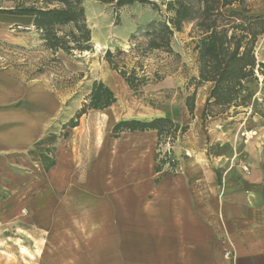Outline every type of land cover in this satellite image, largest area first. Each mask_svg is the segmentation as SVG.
Masks as SVG:
<instances>
[{
	"label": "crops",
	"instance_id": "0c3cea01",
	"mask_svg": "<svg viewBox=\"0 0 264 264\" xmlns=\"http://www.w3.org/2000/svg\"><path fill=\"white\" fill-rule=\"evenodd\" d=\"M3 15L5 23L26 30L8 29L7 41L28 49L42 42L32 16ZM57 55L73 63L63 50ZM91 69L116 101L94 109L111 123L92 144L83 173L79 125H66L76 105L66 106L61 91L39 77L29 79L0 62V219L23 215L29 203L33 222L53 227L60 221L57 205L66 209L78 195L86 206L75 220L80 228L111 230V256L104 257L111 264H264V75L247 81L235 111L204 123L209 84L191 114L183 99L135 95L103 59ZM167 81L144 91L160 92ZM157 117L188 128L161 143L156 128L113 132L120 120ZM64 125L69 127L61 134ZM245 130L255 133L246 138ZM159 150L171 162L160 164ZM45 197L47 208L40 204Z\"/></svg>",
	"mask_w": 264,
	"mask_h": 264
},
{
	"label": "trees",
	"instance_id": "16d2710c",
	"mask_svg": "<svg viewBox=\"0 0 264 264\" xmlns=\"http://www.w3.org/2000/svg\"><path fill=\"white\" fill-rule=\"evenodd\" d=\"M7 1H11L12 5L0 8V12L32 16L40 40L50 51V58L30 71L27 76L29 79L38 77L44 66L57 60L56 54L60 50L70 55L94 50L84 0ZM98 1L111 5L117 14L124 6L137 2L151 5L161 14L159 19L151 20L142 28L145 29L143 35L147 38L138 41L134 50L129 51L137 53L135 56L139 57L133 65H129L126 59L128 52L120 47L115 50L109 48L104 55L111 69L125 79L135 94H139L141 87L152 79L146 74H139L137 68L143 70L140 58L155 50L178 55L172 45L173 38L176 32H183L189 24H192L189 45L196 55L197 75L188 78L187 86L193 84L195 90L186 97L185 103L189 112L194 114L196 90L209 84L210 89L202 111L204 123L209 117L228 115L231 110L235 111L242 105L240 96L247 81L258 80L260 75H264V61L259 60L256 50L260 37L264 35V11H254L250 0H162L160 3L157 0ZM18 47L28 50L26 47ZM23 58V63L13 61V64H29L28 57ZM154 76L152 80L155 81L162 77L156 72ZM53 87L60 89L55 84ZM115 101L114 91L101 79L94 80L84 97L82 108L68 124L74 127L78 125V118L88 110L105 109ZM148 128L158 129L161 143L164 140L173 141L188 126H181L167 117H157L150 121L123 119L114 124L113 132ZM161 152L157 151L160 164L171 162L168 153L161 155Z\"/></svg>",
	"mask_w": 264,
	"mask_h": 264
},
{
	"label": "rangeland",
	"instance_id": "374dc122",
	"mask_svg": "<svg viewBox=\"0 0 264 264\" xmlns=\"http://www.w3.org/2000/svg\"><path fill=\"white\" fill-rule=\"evenodd\" d=\"M157 1L160 3L162 0ZM250 3L254 11H264V0H250ZM11 5V1L0 0V8ZM84 5L92 35L100 43L95 40L92 41L94 50L90 52L75 53L74 55L65 52L69 58L67 60H71L73 63L64 62L56 54L57 60L44 66L43 72L38 76L44 84L48 86L55 84L56 87L61 88L59 91L64 95L61 98L65 100L66 106L69 103L72 107L76 105L77 109L73 107L75 110L72 118L82 108L84 97L89 92L94 80H100L96 71L91 68L94 64L101 62L102 59L105 60L106 50L122 48L128 52L126 59L129 65H133L139 57L135 56L137 53L133 51L129 53V51L134 50L133 47L138 41L147 38L143 35L145 29L142 28L151 20L161 17L160 12L153 9L151 5L138 2L124 6L120 9L119 14L111 5L98 0H84ZM3 14L7 13L0 12V62L4 66L18 67L25 76H28L30 71H34L38 65L41 66L45 60L50 58V51L42 42L35 47L24 50L18 47L20 45L7 41L4 34L7 33L8 29H16L18 32H25L26 30L25 26L19 28L5 23L4 21L8 18H5ZM2 18L5 19L1 21ZM191 28L192 24H189L183 32H176L173 38L172 45L178 55L155 50L140 58L143 70L138 67L139 74H146L154 79L156 72L162 77L158 81L151 79L141 87V92L135 95L139 97L149 96L148 100L150 101L183 99L185 102L186 97L195 90L193 84L187 86L188 78L197 75L196 55L189 45ZM256 50L259 60L264 61L262 59L264 35L260 37ZM23 57H28L29 64H25V66L13 64L15 61L20 62L18 64L23 63L25 59ZM165 79L168 80V85L163 87L160 92L153 91L150 95L144 91L147 85H154L152 87L154 90L157 88L156 84ZM205 86L207 84L196 90V96L207 91ZM44 98L47 106L46 96H41V105ZM77 123L79 125L77 137H81L83 140L81 152L87 159L86 165L81 166V171L84 173L92 159V144L97 141L96 137L108 131L111 121L106 115L90 109L78 118ZM66 125L62 128L61 134H65L63 129H68L69 126ZM74 201L76 204H73ZM48 202L47 197L40 199V204L44 203L45 205L44 208L48 207ZM79 202L80 197L78 195L70 197L68 205H66L68 207L64 209V205L60 203L58 206L56 201V216L60 221L53 227H42L33 222L31 212L28 210L29 203L24 205L23 215L19 217L6 219L8 216H2L0 219V264H111V261L104 260V257L111 256L113 247L112 241L114 240L110 228L94 230V233L90 227L81 229L75 220H80L84 215L86 206L84 209L82 205H79ZM97 256L100 259L96 260L95 257Z\"/></svg>",
	"mask_w": 264,
	"mask_h": 264
},
{
	"label": "built area",
	"instance_id": "2783aa9c",
	"mask_svg": "<svg viewBox=\"0 0 264 264\" xmlns=\"http://www.w3.org/2000/svg\"><path fill=\"white\" fill-rule=\"evenodd\" d=\"M255 132L253 130H245L243 131V135L247 138L248 136L254 134ZM229 255L231 254L230 252H227Z\"/></svg>",
	"mask_w": 264,
	"mask_h": 264
},
{
	"label": "bare ground",
	"instance_id": "6f19581e",
	"mask_svg": "<svg viewBox=\"0 0 264 264\" xmlns=\"http://www.w3.org/2000/svg\"><path fill=\"white\" fill-rule=\"evenodd\" d=\"M97 36V35H96ZM98 37V36H97ZM96 41L97 43H100V41L98 40V39H96L95 37H94V35H92V41Z\"/></svg>",
	"mask_w": 264,
	"mask_h": 264
}]
</instances>
